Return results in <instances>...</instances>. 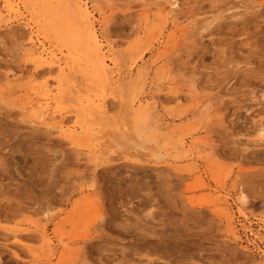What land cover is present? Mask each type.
Masks as SVG:
<instances>
[{"label": "rangeland", "instance_id": "374dc122", "mask_svg": "<svg viewBox=\"0 0 264 264\" xmlns=\"http://www.w3.org/2000/svg\"><path fill=\"white\" fill-rule=\"evenodd\" d=\"M169 1L0 0V264H264V0Z\"/></svg>", "mask_w": 264, "mask_h": 264}, {"label": "bare ground", "instance_id": "6f19581e", "mask_svg": "<svg viewBox=\"0 0 264 264\" xmlns=\"http://www.w3.org/2000/svg\"><path fill=\"white\" fill-rule=\"evenodd\" d=\"M5 2H6V5H9L8 3H9V0H4ZM90 1L91 0H76V2H77V4H78V6L81 8V10L87 15V16H89L90 15V10H89V8H90V6H89V3H90ZM169 3H170V5H171V7H176L177 5V3H176V0H170L169 1ZM17 7H18V3H16L15 4ZM92 15V14H91ZM92 17V16H91ZM50 23V22H49ZM57 24V23H56ZM92 24V23H91ZM49 26H50V24H49ZM59 28V27H58ZM91 29V28H90ZM90 37L92 38V40H93V42H94V44L97 46V48L101 51V50H103L104 48H103V46H102V41H101V38L99 37V35L97 34V32H96V30L95 29H91L90 30ZM90 38V39H91ZM40 44H41V46H42V48H41V50L39 51V54H37V55H35V53L34 52H32L31 53V55L33 56V58L34 59H36V60H42V59H49V61L50 62H57L58 63V65H61V62H60V58H58V57H56V54L53 52V50H50V49H48V48H46L45 46H44V42H41L40 41ZM94 45V46H95ZM32 46V45H31ZM35 47V46H34ZM93 49V48H92ZM104 51V50H103ZM109 54H110V49L109 48H107L103 53H102V55L104 56V57H108L109 56ZM68 57V56H67ZM73 59H75L74 57H73ZM106 59V58H105ZM110 60L112 61V62H115L114 61V59L113 58H110ZM75 61V60H74ZM64 63H66L67 64V62H64ZM102 63V62H101ZM108 64V63H107ZM66 66H68V65H66ZM65 66V67H66ZM102 66V65H101ZM106 66V65H105ZM104 66V67H105ZM103 67V66H102ZM64 68V67H63ZM69 68V67H68ZM104 69V68H103ZM62 70V69H61ZM105 70V69H104ZM64 71V70H63ZM59 82V81H58ZM69 84V83H68ZM63 95L61 94H59V97L61 98ZM46 97V96H45ZM49 99V102H47L46 103V109H45V111H49V105L51 104V100L52 99H54V98H48ZM57 105L58 104H60V102L58 101H54ZM53 103V102H52ZM103 103H104V101H103ZM105 106V105H104ZM146 107V106H145ZM58 108V107H57ZM46 113V112H45ZM41 115H39V117H40ZM80 121H81V124H85L86 126H87V119H86V117L85 116H83V117H81V119H80ZM56 126V125H55ZM61 126V125H60ZM261 127V128H260ZM57 128V127H56ZM259 128H260V132H262V133H264V126H259ZM76 139V138H75ZM77 139H79V138H77ZM152 151H155V148L154 149H152ZM244 196V195H243ZM242 196V202H245L246 200V198H244ZM92 201V200H91ZM90 201V202H91ZM88 202V201H87ZM91 204H92V202H91ZM91 204L89 205L90 207L89 208H91ZM241 213V212H240ZM86 218H87V216H86ZM86 220H84V222H85ZM60 242H64L63 241V238L62 237H60Z\"/></svg>", "mask_w": 264, "mask_h": 264}]
</instances>
